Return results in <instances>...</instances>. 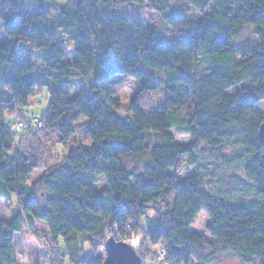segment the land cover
I'll list each match as a JSON object with an SVG mask.
<instances>
[{
  "label": "trees",
  "instance_id": "obj_1",
  "mask_svg": "<svg viewBox=\"0 0 264 264\" xmlns=\"http://www.w3.org/2000/svg\"><path fill=\"white\" fill-rule=\"evenodd\" d=\"M130 1L164 17L167 44L154 30L123 18L110 0H35L31 8L27 0H0L6 37L0 41V200H18L10 219L0 220V264H17L14 238L25 225L33 229L35 220L65 246L78 234L105 244L113 233L125 241L144 220L146 238L164 252L166 264H209L207 254L221 251L242 264H264V147L258 138L264 123L258 107L264 101V0H186L200 21L164 0ZM246 27L256 36L236 40ZM69 44L73 59L66 61ZM44 51L47 56H38ZM117 76H131L139 85L131 116L118 113L121 102L112 95ZM36 88L49 102L43 127L74 142V126L85 120L91 142L46 169L44 207L28 183L41 158L15 147L20 134L43 127L16 132L17 122L11 130L9 119L32 105ZM145 96L158 107L141 110ZM172 130L189 143L177 144ZM202 164L223 173L227 195L207 190ZM190 168L193 174L181 179L179 173ZM100 179L106 187L97 191ZM162 200L169 203L148 217V207ZM201 211L215 245L190 231ZM76 254L69 252L71 264L103 263L96 253ZM56 257L64 264L63 255Z\"/></svg>",
  "mask_w": 264,
  "mask_h": 264
},
{
  "label": "rangeland",
  "instance_id": "obj_2",
  "mask_svg": "<svg viewBox=\"0 0 264 264\" xmlns=\"http://www.w3.org/2000/svg\"><path fill=\"white\" fill-rule=\"evenodd\" d=\"M35 0H27L26 7L31 8L34 6ZM112 3V8L123 18L132 20L143 27L154 30L157 33V36L161 44H167L169 41L170 29L166 24V21L162 15L158 12H154L153 8L148 4H136L130 0H110ZM164 3L171 8L180 9L183 12L187 11L189 17L196 21L201 20V16L196 13L188 4L186 0H164ZM256 30L252 27H246L243 33L236 40H246L253 39L256 36ZM6 37L3 34V29L0 26V41H4ZM6 41V40H5ZM18 48H22V43L18 44ZM73 45L69 44L67 46L68 55L66 61H71ZM46 51L40 52L38 56H47ZM77 81V80H75ZM74 81V82H75ZM76 83V82H75ZM79 84V83H78ZM139 85L133 80L131 76H117L115 77L112 84V95L114 98L119 99L121 102V108L118 111L120 116H131V104L137 96ZM39 88H36L33 92L31 99V106L28 109L22 111V115L18 117H10L11 119V130L13 123L24 124L23 127L32 126L35 128H42L43 123L41 121L42 114L47 109L49 102L47 101V96L43 97V92L39 91ZM79 90V87L74 91L76 93ZM234 91V90H232ZM158 97H161L158 94ZM149 100L151 102H149ZM137 101V100H136ZM149 102V103H148ZM142 104H139V107L144 112H150L154 108L158 107L159 103L157 100L152 99L150 96H145L142 100ZM148 104V105H147ZM147 105V106H146ZM264 113V101L261 102L258 106ZM42 113V114H41ZM13 114V113H12ZM16 117V118H15ZM34 119V121L26 123L29 119ZM16 127V126H15ZM75 131L77 133V138L74 142H65L59 138L57 129L53 127H47L46 125L39 131H30L20 134L19 141H16V149L21 151L28 152L33 149L37 151L39 157L41 158V166L38 170H35L28 178V183H33L35 185L34 189V198L37 199L41 206L44 207L45 202L40 198L44 196L43 188V177L46 172V169L60 164L64 161V158L68 152L76 147L88 148L91 144L88 136V124L85 120L78 122L75 126ZM25 131V129H23ZM174 136L175 142L177 144H187L189 143V137L182 133H176L171 131ZM231 148L226 150V153H229ZM202 163L207 162L206 156L199 157ZM204 166V167H203ZM56 167V166H55ZM202 172L205 174V184L207 190L216 195H227V192H224L229 189V185L221 181L220 171L213 169L211 164H202ZM195 168H190L187 171H182L179 173V177L184 179L188 176H191ZM229 182V178H225ZM232 183V180L230 181ZM106 185L103 179L99 180L98 185L96 186L97 191H102L105 189ZM232 189L230 193H233ZM245 195V194H244ZM242 195V196H244ZM238 197L233 193L232 198ZM17 199L13 198L12 201L0 200V220L8 221L13 211L18 209ZM169 203V201H160L155 205L148 207L146 213L148 217H155L156 212L163 210L164 205ZM209 223V219L205 211H201L195 222L190 228L192 233L203 236L206 241L210 244L215 245V241L210 238L206 232V226ZM144 220L140 223V228L137 232L131 230L130 238L123 240L130 244L136 251V254L141 259V264H166L165 263V254L164 252L158 253L159 248L156 246H151L149 241L146 238L144 231ZM111 233V232H110ZM113 234V233H111ZM111 234H108L110 237ZM107 239V238H106ZM64 239H59V245L56 239H52L49 235L47 226L39 220L34 221L33 229H30L25 225L21 233L17 234L14 238V250L16 255L17 264H60L58 262V254L63 255L64 264H71L69 256L70 251H77L76 258L80 259L85 254L96 253L100 255L103 259L105 258L104 252V243L92 240L86 235H75L72 237V240L69 241V244L66 246L63 243ZM62 245V246H61ZM64 245V246H63ZM208 255L209 264H242L231 252L221 251L216 256ZM153 258V260H152ZM80 264V263H79ZM191 264H198L192 262Z\"/></svg>",
  "mask_w": 264,
  "mask_h": 264
},
{
  "label": "water",
  "instance_id": "obj_3",
  "mask_svg": "<svg viewBox=\"0 0 264 264\" xmlns=\"http://www.w3.org/2000/svg\"><path fill=\"white\" fill-rule=\"evenodd\" d=\"M258 138L264 147V123L259 128ZM105 258L102 264H141L135 249L128 243L110 237L104 244Z\"/></svg>",
  "mask_w": 264,
  "mask_h": 264
},
{
  "label": "built area",
  "instance_id": "obj_4",
  "mask_svg": "<svg viewBox=\"0 0 264 264\" xmlns=\"http://www.w3.org/2000/svg\"><path fill=\"white\" fill-rule=\"evenodd\" d=\"M24 125V124H23ZM23 125L22 124H20V123H18V124H16L15 126V131L16 132H19V131H21V130H23V129H26L27 127H23Z\"/></svg>",
  "mask_w": 264,
  "mask_h": 264
}]
</instances>
